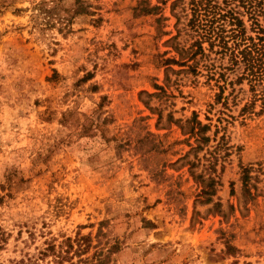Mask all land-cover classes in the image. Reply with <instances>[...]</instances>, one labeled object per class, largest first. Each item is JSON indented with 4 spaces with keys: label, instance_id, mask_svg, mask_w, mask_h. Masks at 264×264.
<instances>
[{
    "label": "rangeland",
    "instance_id": "obj_1",
    "mask_svg": "<svg viewBox=\"0 0 264 264\" xmlns=\"http://www.w3.org/2000/svg\"><path fill=\"white\" fill-rule=\"evenodd\" d=\"M188 3L0 0V264H264V113L175 62Z\"/></svg>",
    "mask_w": 264,
    "mask_h": 264
},
{
    "label": "trees",
    "instance_id": "obj_2",
    "mask_svg": "<svg viewBox=\"0 0 264 264\" xmlns=\"http://www.w3.org/2000/svg\"><path fill=\"white\" fill-rule=\"evenodd\" d=\"M177 3V1L174 3L173 11ZM188 7L186 28L193 42L187 49L178 51L180 56L187 58L175 62L189 66V62L192 61L195 66L190 68L193 69L200 61L198 57L207 58L215 53L222 59L227 58L230 64L227 69L243 68L239 79L247 80L253 92V100L245 109H252L257 102H260L261 113H264V0H189ZM155 9L151 8V10ZM245 17L250 22L253 35L248 33ZM211 75L215 76L210 72ZM220 76H223L222 73ZM219 79L216 80L217 83ZM218 86L223 90L219 83ZM195 122L200 127V131L208 129L207 125L202 126L200 122ZM190 133L196 136L199 134L195 128H192ZM203 140L207 142L209 138L204 137ZM200 178L203 179L202 176ZM248 180L249 175L245 174L246 189ZM215 184V177L209 178L201 192V196H206L207 202L215 195ZM86 240L88 238L81 237L79 243ZM79 247L82 249L83 245L80 244ZM88 261L90 260H81L83 264H103V260L93 263Z\"/></svg>",
    "mask_w": 264,
    "mask_h": 264
}]
</instances>
